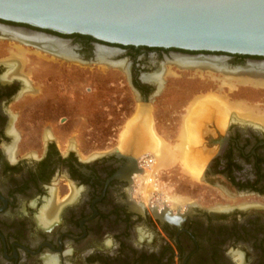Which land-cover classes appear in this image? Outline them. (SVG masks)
<instances>
[{
  "label": "flooded vegetation",
  "instance_id": "1",
  "mask_svg": "<svg viewBox=\"0 0 264 264\" xmlns=\"http://www.w3.org/2000/svg\"><path fill=\"white\" fill-rule=\"evenodd\" d=\"M0 26L56 37L71 47L72 55L55 58L71 63L96 61L101 66L105 62L96 57V48L114 51L106 65L124 62L144 101L158 84L146 78L152 73L144 70L155 66L150 59L215 54L225 57L230 68L264 62L260 56L111 44L1 19ZM24 43L0 31V48L6 51L0 54V264H264V121L232 114L222 128L224 122L220 119L219 127L215 119L207 138L213 142L203 143L204 150H217L200 175L220 177L225 184L218 186L229 189V198L252 199L229 203L226 209L192 204L171 212L173 220L162 219L167 206L136 199L140 166L116 148L80 157L73 146L63 150L49 132L37 140L25 137L17 126L19 105L27 92L37 90L25 73V59L20 73L9 59L14 45L25 49Z\"/></svg>",
  "mask_w": 264,
  "mask_h": 264
},
{
  "label": "rangeland",
  "instance_id": "2",
  "mask_svg": "<svg viewBox=\"0 0 264 264\" xmlns=\"http://www.w3.org/2000/svg\"><path fill=\"white\" fill-rule=\"evenodd\" d=\"M4 47L0 48V54L3 52L5 55ZM25 48V73L37 90L31 92L34 94L27 92L19 105L22 110L17 118V126L25 130V137L37 140L46 133L49 136V132L63 150L67 145L73 146L80 157L118 148L128 121L139 112L135 111L142 105L141 98L131 84L127 65H123V68L113 64L107 66L106 62L100 65L107 67H101L96 61L87 64L79 61L71 63L70 60H59L55 58L60 57L59 55L46 53L36 49L37 47L26 45ZM149 62L155 66L150 65L149 70H144L148 73L153 74L161 68L167 70L162 73L160 90H156L155 86L149 96L152 122L150 130L155 137V144L151 151L138 158V164L140 159L146 157L153 158V164L148 169L140 168L149 176L136 173V199L148 205H165L171 212L185 211L191 204L226 209L229 203L252 199L247 196L229 198V189L226 191L218 186L225 184L220 177L206 179L200 174H193L177 147L181 142L183 127L188 125L183 123L184 116L196 96L211 93L222 103H232L236 112L240 111L239 114H250L256 120H262L264 86L237 80H232V85L224 83L223 75L219 73L221 70H205V73L204 70L179 67L171 60L161 58L150 59ZM38 89H41V93ZM209 104L210 112L216 119L222 118L216 101ZM247 106L249 108L245 111ZM250 109L255 110L253 115L249 113ZM160 144H165L166 147L162 148L168 146V152L174 153L171 160L159 166L156 163L157 157L165 152V149L161 151ZM75 261L78 259L75 258Z\"/></svg>",
  "mask_w": 264,
  "mask_h": 264
},
{
  "label": "water",
  "instance_id": "3",
  "mask_svg": "<svg viewBox=\"0 0 264 264\" xmlns=\"http://www.w3.org/2000/svg\"><path fill=\"white\" fill-rule=\"evenodd\" d=\"M0 19L111 44L264 57V0H0Z\"/></svg>",
  "mask_w": 264,
  "mask_h": 264
},
{
  "label": "bare ground",
  "instance_id": "4",
  "mask_svg": "<svg viewBox=\"0 0 264 264\" xmlns=\"http://www.w3.org/2000/svg\"><path fill=\"white\" fill-rule=\"evenodd\" d=\"M0 31L3 33H6L11 38H16V39H19L21 42H25L24 44L26 45L37 47L43 51H48L49 53L63 56V57L64 56L69 57L72 55L71 47H69L67 43L60 41L56 37H53V36L50 37L51 35L45 36L46 35L45 33H43L45 34L43 35L37 32L28 31L25 29L16 30V29H8V27L5 28L1 26H0ZM14 46L16 47V50L15 51L11 50L12 52L10 53L11 56L9 59L11 63L13 61L12 66L18 67L17 71L20 73L22 71L21 58L22 59L25 58L24 52H27V51H25L26 48L25 49L22 48L20 44H15ZM113 52L114 51H109V49H106L104 47H99V48H96V57L99 58L101 62H107L109 60V57L113 55ZM171 61L176 63L178 66H184V67L188 66L196 70H200V71L204 70V72L205 70H207L208 72H212V71L214 72L215 70L217 71L221 70V72L219 73L223 75L222 79L224 80V83H229L231 85H232V80H237L242 83H251L256 86L264 85V62L262 61L261 62H257V61L248 62L247 66L240 67L238 69H231L230 66H228L227 64L225 57L223 56L217 57L216 55L207 56L203 54V55H196V56H193V55L186 56V55L173 54ZM123 64H121L120 66H123ZM163 71L161 68L160 71L150 74L146 78L153 81L154 83L160 84L161 86ZM215 97L217 96L211 93L205 94L204 96H199V97L196 96V98H194L193 101L189 104L187 108L188 114L185 117L188 118L190 122L188 123V125H184L183 127L184 129L182 130L181 137H180L181 142L178 144V147H177L179 151L183 154L186 146H189L186 150V154L184 158L187 160L186 161L188 164L187 166H189L192 169L191 172L196 175L201 174L200 169L204 167L207 159L209 158V156H211V153L215 151V149L204 150L203 148L204 146L203 143L213 142L211 139H207L208 137H211L212 129H213V128L212 129L209 128L210 127L209 123L215 121L216 119L215 115L212 112H210L211 109H209V106H210L209 102L216 101L217 105H219V108L221 110L220 112L224 113L223 119L220 117L222 122H224V124H221L222 128L225 127V125L228 123L229 115L231 116L232 114H234L237 117H239L240 115V114H237L240 111L236 112L237 110L234 109L232 103L230 105L226 104L227 102L225 101L222 103V101H219ZM239 104L241 105V103H238L237 105ZM242 106L244 108V105ZM248 108L249 107L247 106V109H245V111L248 110ZM137 111L139 112L138 113L136 112L137 114H135L134 117L128 121V124H130L131 121L133 122L136 121L134 128H132V130L130 131V129H127L129 128V125L128 124L126 125V128L123 133L124 135L122 137L123 139L122 141H120V145L118 146V148H116L118 151L123 150L126 156H128L131 159H134L135 163H133L132 160L130 162L133 166H136V167H138L137 166L138 158L141 155L151 151L155 144V137H153L154 135H152L151 130H150L151 124H152L150 107L141 105L139 106ZM220 119L217 120V123H216L217 125L220 123ZM259 120L261 119L259 118ZM261 121H264V119L262 118ZM221 125H218V126L220 127ZM125 131H126V134H125ZM187 141H188V144H187ZM161 145L162 144H160L159 147L162 151L163 149L162 147L163 146L166 147V146L165 144L163 146ZM167 148H164L165 152L160 153L159 155L160 157H157L158 162L156 163L158 165L159 164L162 165L165 162L167 163L169 160L172 159L174 152H172L171 154L170 153L171 151L168 152L169 148L168 149ZM142 171L143 170L137 168L135 172L139 173V175L144 174V175L149 176V174L146 171L144 172ZM190 207L193 208L192 204L190 205ZM215 209H219V208H215ZM165 210L166 212L161 217L163 219H165L166 217L167 218L170 217V219L173 220L175 215L173 213L172 215H170L171 211L168 208H166ZM45 216L47 217L46 212H45Z\"/></svg>",
  "mask_w": 264,
  "mask_h": 264
},
{
  "label": "built area",
  "instance_id": "5",
  "mask_svg": "<svg viewBox=\"0 0 264 264\" xmlns=\"http://www.w3.org/2000/svg\"><path fill=\"white\" fill-rule=\"evenodd\" d=\"M152 164H153V158H151V157L142 158L139 161L140 168L143 167L144 169L145 168H147V169L150 168Z\"/></svg>",
  "mask_w": 264,
  "mask_h": 264
}]
</instances>
